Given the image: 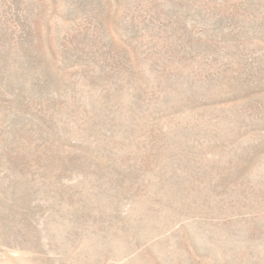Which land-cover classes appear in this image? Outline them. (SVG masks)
<instances>
[{
    "label": "rangeland",
    "instance_id": "rangeland-1",
    "mask_svg": "<svg viewBox=\"0 0 264 264\" xmlns=\"http://www.w3.org/2000/svg\"><path fill=\"white\" fill-rule=\"evenodd\" d=\"M0 264H264V0H0Z\"/></svg>",
    "mask_w": 264,
    "mask_h": 264
}]
</instances>
